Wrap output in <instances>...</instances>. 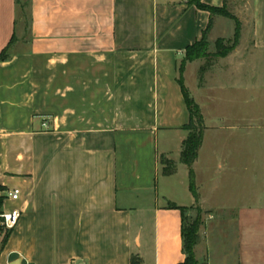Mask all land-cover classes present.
Wrapping results in <instances>:
<instances>
[{"label": "crops", "instance_id": "crops-1", "mask_svg": "<svg viewBox=\"0 0 264 264\" xmlns=\"http://www.w3.org/2000/svg\"><path fill=\"white\" fill-rule=\"evenodd\" d=\"M244 1L241 36L251 39L256 59H241L239 45L222 62L238 89L245 69L264 64V0ZM202 2L229 11L237 4ZM211 18L188 0H0V54L7 55L0 61V195L3 212L20 210L4 244L0 232V264L185 260L182 214L169 207L197 203L193 194L181 201L173 182L183 185L188 168L180 161L190 110L179 66ZM230 20L213 16L209 36H232ZM199 61L187 62L184 78ZM255 127L248 129L264 134ZM163 155L177 162L175 173L164 174ZM228 157L229 177L252 191L224 207L236 234L229 253L235 264H264V160L246 175L250 168L236 174ZM14 188L17 200L7 197ZM216 209H206L209 219ZM215 247L200 232L196 255L205 249L206 264H214Z\"/></svg>", "mask_w": 264, "mask_h": 264}, {"label": "rangeland", "instance_id": "rangeland-1", "mask_svg": "<svg viewBox=\"0 0 264 264\" xmlns=\"http://www.w3.org/2000/svg\"><path fill=\"white\" fill-rule=\"evenodd\" d=\"M235 1L237 4H232L230 12L238 19V15H241L239 10L248 5L244 0ZM233 21L230 20V22ZM239 23L238 36H236V30L232 36L228 37L215 38L208 34L211 55L208 58L200 59L199 63H192L188 68L187 76L184 78V82L186 81L189 91L198 103L204 118V142L194 169L202 205L207 210L216 207L218 211L212 217L214 219H209L208 211L201 208L203 224L200 227V232L202 242L206 246L209 242L216 245L213 251L214 264H235L234 254L229 253L236 238V234L233 232V218L232 214L228 213L224 207L226 204L232 201L236 202L241 196H247L252 192L250 189L245 191V187L240 191V181L237 176L229 177V172L224 166L226 162L224 158L231 155V159L228 158L237 166L236 174L240 172L239 170L243 165H247L250 170L246 172V175L253 172L256 163L264 160L262 158L264 157V134L252 133L248 129L264 126V64L262 63V69H245V76L242 78L245 86L242 89L232 88L229 86L231 77L223 74L222 62L224 57L212 55L217 51V40L221 39L226 44H235L230 53L241 45L243 46L240 53L241 59L246 60V62H252L256 59V53L251 48V39L248 35L244 38L241 36L242 22L239 21ZM255 72H257V77ZM228 128L246 129H242L244 132L241 131L240 133L237 130L234 133H229ZM229 150H231L230 153H228ZM257 156L258 158H256ZM188 170L189 168L185 167L184 175L181 173L185 176L183 185H180L177 179L173 181L180 194L179 197H183L181 201L184 203H188L186 198L189 197L190 200L192 196L189 190L190 173ZM240 173L242 174V172ZM162 180L161 191H163ZM241 183L249 185L248 188L251 187V181ZM196 205L200 206V199ZM188 215L190 218L197 217V209L193 208L188 212ZM0 232L3 233L2 236H5L1 222ZM206 256L205 249H202L201 254L198 251L197 258L201 264H206Z\"/></svg>", "mask_w": 264, "mask_h": 264}, {"label": "trees", "instance_id": "trees-1", "mask_svg": "<svg viewBox=\"0 0 264 264\" xmlns=\"http://www.w3.org/2000/svg\"><path fill=\"white\" fill-rule=\"evenodd\" d=\"M189 3L196 4L199 8L210 11L211 20L207 29L203 33L202 39L198 40L194 44L190 45L186 49L185 57L182 60L179 66V83L182 87V91L185 97L186 104L190 110V121L185 126L189 130L188 137L183 141L182 151L180 156V161L186 164L189 168L190 173V190L193 196L196 199V202L199 201V193L197 190L196 180H195V170L193 165L198 158L200 148L203 143L204 137V118L201 113L200 107L195 99L191 96V93L184 82V71L186 64L189 61H194L197 59L208 58L211 54L209 52V40L208 34L213 26V16L222 15L229 17L236 22V36L239 35V20L229 11L227 6L215 7L202 2V0H188ZM235 44H226L224 40L218 39L216 42L217 51L212 55L217 57L227 56L233 49ZM6 53L0 54V61L6 59ZM163 165V172L165 175H171L177 171V162L173 159L162 156L160 159ZM3 188L0 187V191ZM5 196L0 195V214L3 212L2 206ZM170 208H177L182 214V239H183V253L185 254V260L180 264H201L200 260L196 255V246L200 240V227L203 224L201 212L202 209L200 206L196 205L195 207L198 211V215L195 218H190L188 212L192 209L187 206H178L174 203H169ZM1 222V218H0ZM12 231L11 229L5 230V236L2 241L4 244ZM131 264H139L136 256L132 257Z\"/></svg>", "mask_w": 264, "mask_h": 264}, {"label": "built area", "instance_id": "built-area-1", "mask_svg": "<svg viewBox=\"0 0 264 264\" xmlns=\"http://www.w3.org/2000/svg\"><path fill=\"white\" fill-rule=\"evenodd\" d=\"M21 196V190L19 188L11 189L7 192V197L11 200H17ZM1 225L4 230L11 229L15 226L20 218V210L13 209L9 211H4L0 214ZM9 264V263H7ZM20 264H34L32 261L22 257Z\"/></svg>", "mask_w": 264, "mask_h": 264}]
</instances>
